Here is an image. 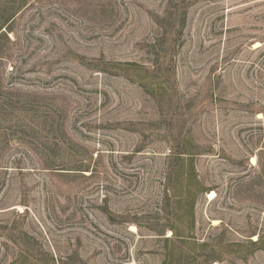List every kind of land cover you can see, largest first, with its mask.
<instances>
[{
    "label": "rangeland",
    "instance_id": "rangeland-1",
    "mask_svg": "<svg viewBox=\"0 0 264 264\" xmlns=\"http://www.w3.org/2000/svg\"><path fill=\"white\" fill-rule=\"evenodd\" d=\"M0 264H264V0H0Z\"/></svg>",
    "mask_w": 264,
    "mask_h": 264
},
{
    "label": "bare ground",
    "instance_id": "bare-ground-1",
    "mask_svg": "<svg viewBox=\"0 0 264 264\" xmlns=\"http://www.w3.org/2000/svg\"><path fill=\"white\" fill-rule=\"evenodd\" d=\"M252 164L253 165H255L256 164V159L255 158H253V160H252ZM217 197V195H216V193L215 192H211V193H209V195H208V199L210 200V201H213L215 198ZM218 223V221H214V224H217Z\"/></svg>",
    "mask_w": 264,
    "mask_h": 264
}]
</instances>
